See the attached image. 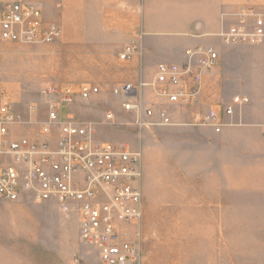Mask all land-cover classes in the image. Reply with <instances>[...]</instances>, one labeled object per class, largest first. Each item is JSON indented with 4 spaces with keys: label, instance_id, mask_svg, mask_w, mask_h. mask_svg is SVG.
Returning a JSON list of instances; mask_svg holds the SVG:
<instances>
[{
    "label": "rangeland",
    "instance_id": "rangeland-1",
    "mask_svg": "<svg viewBox=\"0 0 264 264\" xmlns=\"http://www.w3.org/2000/svg\"><path fill=\"white\" fill-rule=\"evenodd\" d=\"M259 1L244 0L236 12L242 6H252L264 19ZM83 2L82 7L81 0H65L60 14L46 18L60 26L62 37L58 41L1 45L0 104H8L25 116L34 106L46 116L49 98L40 93L44 86H98L100 95L91 101L77 100L64 114L92 126L98 142L127 145L143 153L145 204L138 237L140 264H264V206L239 209V189H231L239 187L235 154V160L228 162L230 184L220 173L221 141L213 130L179 121L178 114L174 126H136L135 115L122 109L123 98L114 95L112 89L126 82H150L155 70L143 69L138 79L130 77L134 72L130 61L119 60L123 47L132 42L130 36L117 30L115 46L97 45L99 24L93 22L98 17L94 12L97 2ZM211 5L210 0H201L196 10L203 14ZM159 18L168 24L162 15ZM231 22V16L225 18L224 27ZM215 43L219 48L238 46ZM22 134L34 135L23 128L17 132ZM76 261L100 264L97 251L81 241L75 214L67 218L51 202L0 199V264Z\"/></svg>",
    "mask_w": 264,
    "mask_h": 264
},
{
    "label": "built area",
    "instance_id": "built-area-1",
    "mask_svg": "<svg viewBox=\"0 0 264 264\" xmlns=\"http://www.w3.org/2000/svg\"><path fill=\"white\" fill-rule=\"evenodd\" d=\"M61 37L60 26L47 22L41 6L0 5V56L3 43L52 44ZM218 38L227 46L263 44L264 19L252 6H242ZM139 52L138 45L128 44L119 60L129 62ZM185 56L181 64H159L150 82L113 87L112 93L123 98L122 109L135 115L136 126H174L176 109L196 108L188 124L220 133L226 126L224 117L250 103L248 97L234 95L201 112L203 77L218 66L219 50L212 44H200L189 48ZM40 93L49 98L45 120L40 114L25 116L0 104V199L54 203L63 216H77L80 239L97 251L100 264H140L143 153L127 145L98 142L92 126L64 114L77 100L91 101L100 95L98 86L51 83ZM34 110L31 106L29 113ZM22 128L34 135L18 136Z\"/></svg>",
    "mask_w": 264,
    "mask_h": 264
},
{
    "label": "crops",
    "instance_id": "crops-1",
    "mask_svg": "<svg viewBox=\"0 0 264 264\" xmlns=\"http://www.w3.org/2000/svg\"><path fill=\"white\" fill-rule=\"evenodd\" d=\"M5 1L0 0V3ZM34 1L39 2L34 4L41 6L49 18V15L60 14L65 0ZM95 1L98 9L94 12L98 17L93 22L99 24L97 30L100 31L97 45L115 46L114 33L118 30L130 36L132 42L126 45L134 43L140 48L139 54L130 61V67L134 68L130 74L132 78L138 79L143 69L156 72L161 63H183L186 51L196 45L217 47L219 64L204 74L202 105L198 109L205 113L222 99L230 100V92L250 99V103L237 108L233 116L224 117L226 126L216 133L221 141L218 158L220 173L232 184L227 168L228 162L234 159L232 156H236L239 187L231 186V189H239V209L264 206V43L240 44L233 48H219L215 43L217 40L222 44L218 34L224 27V20L232 17L244 0H210L211 9L203 14L196 10L201 0ZM258 4L264 14V0ZM161 15L163 21H169L167 25L159 20ZM147 95L150 96L149 91ZM195 112L196 108L176 109L174 122L177 114L179 121L189 122ZM30 114L39 113L34 110ZM40 119L45 120L46 116L40 114ZM261 209L264 211V207Z\"/></svg>",
    "mask_w": 264,
    "mask_h": 264
}]
</instances>
